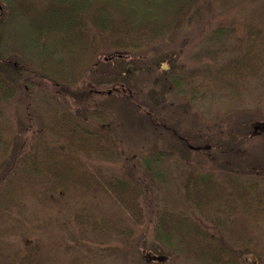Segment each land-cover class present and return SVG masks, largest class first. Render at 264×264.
Listing matches in <instances>:
<instances>
[{"label":"trees","instance_id":"trees-1","mask_svg":"<svg viewBox=\"0 0 264 264\" xmlns=\"http://www.w3.org/2000/svg\"><path fill=\"white\" fill-rule=\"evenodd\" d=\"M261 100L264 0H0V264H264Z\"/></svg>","mask_w":264,"mask_h":264},{"label":"rangeland","instance_id":"rangeland-1","mask_svg":"<svg viewBox=\"0 0 264 264\" xmlns=\"http://www.w3.org/2000/svg\"><path fill=\"white\" fill-rule=\"evenodd\" d=\"M234 17L237 19V22H238L239 25L244 24L247 21V18H248V20H251V17H249V15H247V17H246L245 13L242 10L236 11ZM203 47H204L203 46V41H201L199 43H195L194 47L191 50H194L193 52L200 53V52H203L202 51ZM208 57L210 58V56H208ZM209 64H210L209 62H205V66H207ZM102 81H105V80H102ZM101 84H103V85L105 84L104 86H109L105 82H102ZM32 93H34V91H32ZM212 95H208V93H204V94L200 95V99L198 101H193V102L190 103L191 106L193 107L192 109H194V111H196L199 115L210 116V114L214 111V109L216 111H221V110L224 109V107H228L229 106L230 102L220 101V100H217L216 98H211L210 96H212ZM258 98H260V97H258ZM39 100H40L39 96L35 95L32 101L33 102H38ZM40 102H41V100H40ZM19 105L20 104H12V106H10V108H8L5 111V117H6L5 125L9 129V132H10V134L12 136L17 133L16 129H15V124L18 123L17 121H21L22 120V116L19 117V112H20V110H19L20 106ZM256 105H258L260 107H263L262 110H264V100H261V101L257 102ZM20 114H21V112H20ZM261 114H264V113H261ZM253 115H257V113H253ZM241 117H242V119H244L245 115H243ZM121 119L123 120L124 117H121ZM126 121L127 122L123 126L124 129H123V133H122V138H123L124 148L126 149L127 152H128V150L135 152V150H137L136 148L140 147V149L142 151V156L141 157H146V154L148 155L149 153H151L153 155H156V154H158L159 150H161V151L162 150H166L168 148V146L170 147V146L173 145L170 140H168L167 143L165 141H163V142L159 141L158 144L154 143V140H153L154 136L149 131H145L144 133H146V132L151 133L153 138L149 136V140L147 141L148 144L145 141L140 143L141 139L138 138V137L141 135V133L143 131V129H141V128H145V127L139 125L140 121L138 123V120L126 119ZM121 132H122V129H121ZM153 143H154V145H153ZM134 147H136V148H134ZM163 147H165V148H163ZM259 147H260V143L257 144L254 149L251 150L250 154H252V153L256 154V152H258V148ZM130 158H132V157L130 156ZM171 158H175L176 159L175 160V164H171V166H169V169L174 170V172L175 171L177 172V170H180L182 166H184V168L188 167L187 166L188 163H186V162L181 160V159H184L186 157L181 155L180 152L176 153V151H173L172 149L167 150L166 159H163L162 163L164 165H167L168 164V160H170ZM129 160L126 159L124 165H126ZM138 164L140 165L139 160H138ZM167 168H168V166H167ZM155 184H158V182H155ZM160 195H161V193H158L156 198L158 199V196H160ZM153 228H152V230H153ZM72 232L74 233L73 229H72ZM43 236L45 237L44 234H43ZM151 236H152V238L149 239V242H147V244H146V246H147L146 251H149V252H151L153 254H157V253L158 254H162V249L160 248V245L156 244L155 241H154V234H152ZM41 240H42V237H41ZM140 254H141V252H140ZM144 254H146V253H144ZM164 254L165 255H169V252L165 251ZM96 259L101 264H103V262L105 264H108L109 261L112 262L110 259H106V261H103V260H101L98 257ZM176 259L178 261V258H176ZM163 263H164V259H163ZM163 263H161V264H163ZM130 264H141V263L138 260V258H136V260L135 259L133 260V258H132ZM165 264H180V261L176 262L174 260V257H172L171 261H169V262H167Z\"/></svg>","mask_w":264,"mask_h":264}]
</instances>
